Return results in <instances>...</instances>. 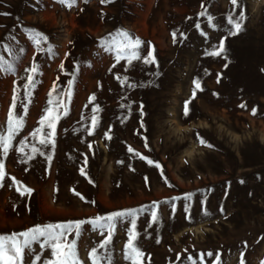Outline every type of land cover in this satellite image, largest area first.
I'll use <instances>...</instances> for the list:
<instances>
[{"label": "rangeland", "instance_id": "374dc122", "mask_svg": "<svg viewBox=\"0 0 264 264\" xmlns=\"http://www.w3.org/2000/svg\"><path fill=\"white\" fill-rule=\"evenodd\" d=\"M242 7L243 31L232 36L227 18L238 9L231 0H0V58L12 66L0 68V134H8L9 112L14 126L23 121L9 153L0 149V236L144 208L135 229L127 219L117 222L107 249L99 248L107 229L85 224L79 238L69 234L78 264H93V247L99 264H133L125 259L128 229L143 252L139 264H188L187 256L209 251L221 254L219 264H241V252L243 264H264V0H243ZM36 32L47 37L39 45ZM121 32L141 41V59L126 49L117 61L115 47L101 43L120 42ZM222 38L224 53L207 55ZM148 53L157 64L144 62ZM33 65L35 83L25 96ZM194 80L201 89L193 99ZM47 108L54 109L50 119L60 118L52 120L54 145L45 146L41 140L53 139L49 120L40 123ZM25 188L32 193L21 195ZM108 250L111 261L99 260ZM32 252L25 258L32 264L57 259L39 243ZM214 260L206 256L205 264Z\"/></svg>", "mask_w": 264, "mask_h": 264}, {"label": "snow or ice", "instance_id": "6c2138e0", "mask_svg": "<svg viewBox=\"0 0 264 264\" xmlns=\"http://www.w3.org/2000/svg\"><path fill=\"white\" fill-rule=\"evenodd\" d=\"M63 2V0H62ZM231 4L234 6V9H238V14L236 16L229 15L227 18V23L229 24V35L235 36L238 35L241 31H243V21L245 20V11L242 7L243 0H231ZM4 15H8L7 13H4ZM200 16H205V12H201L199 14ZM208 20L211 22L212 17L211 15L207 16ZM196 27H199V25H196ZM119 37H121V41L117 42L116 38L114 37L111 41H101L102 44L105 45L106 48L111 50V47L114 46L117 51L116 59L119 61L121 59V54L127 49L131 50V58L139 60L141 57L137 56L135 49L139 48L141 41L139 39L135 40L134 42L129 39V34L127 32H121L117 34ZM177 33H173V37L175 38ZM181 38H183V33L179 34ZM33 39L35 40L36 44L39 45L41 40H46L47 37L41 36L39 32H36L33 34ZM7 50V48H6ZM225 51V40L222 38L219 42L218 48L214 49L213 51L207 53L209 56H221ZM11 54V53H10ZM148 58L144 60L145 63L150 64H157L156 60L152 57V53L147 54ZM158 66V65H157ZM225 67H227V64H225ZM0 68H4L6 71L11 72L12 66L5 65V62L2 58H0ZM30 74L26 77L28 83L24 85L25 88V96L30 95V89L32 88V85L35 83L34 81V75L38 71V66L33 65L30 69H28ZM162 74V73H160ZM219 82V77H218ZM194 89L192 93V98L194 99L196 97V91L201 89V85L199 80H194ZM71 87H72V81H68V93L67 95L71 96ZM64 93H60V96H63ZM15 101V98H14ZM49 104H55L58 109L64 107V103L61 99H57L53 101L52 99L48 100ZM189 103L190 101H186L184 105V114L188 115L190 109H189ZM13 107H16L15 102L13 103ZM141 114L143 115V105L141 104ZM241 108H245V104L240 105ZM27 106H24V110H26ZM54 109L47 108L45 111L49 113V116H44L43 119L40 120V123L43 125L45 120H49L48 127L52 129L51 132L47 133L46 136L53 137V139L50 141L48 139L41 140L40 143L42 145L47 146L49 143H52L54 145V133L56 125L52 123V120H58L60 117L59 115L55 117H51L50 114L53 112ZM98 111V108H93L92 112L93 115L91 117L93 125L98 123L97 116L95 113ZM252 114L256 115V109L253 108ZM67 115V112L64 113ZM23 123L21 120L15 121V126L13 124L12 120V113H8V134L2 135L0 134V149H3V153L7 155L9 153V147L10 142L13 138V136L19 132L20 125ZM141 127L143 128L144 125L141 123ZM37 132L40 131V129L36 130ZM110 131V129H109ZM89 135H92V132L89 131ZM36 133H33V136H35ZM106 139H111V136L108 135V133H105ZM198 140L201 145H206L208 147H212V145L202 137H199L198 134ZM21 144H23V141H20ZM147 143L145 144V147H147ZM89 148H91V145L89 144ZM21 152L23 151V148L20 149ZM33 152L37 151L35 147H33ZM128 151H132L131 148L128 149ZM43 155V153H41ZM139 155V153H137ZM143 159V157H141ZM50 160L51 157H48ZM85 163H87V158L85 157ZM149 164H152L153 161L149 160ZM155 167L159 169L161 166L159 163L155 164ZM4 164L0 163V181L4 180ZM81 174H84V169H80ZM147 177H145V180L147 182ZM167 182V181H166ZM243 183V181H241ZM31 188H25L24 192H21V195H24L25 193H32ZM227 195V194H226ZM192 198L191 194H187L183 197L184 200L190 201ZM173 201L176 199H179L177 197L172 198ZM202 208L205 207L206 202L202 201ZM156 203L153 202L151 205L149 211H150V219L153 223H155L159 217L156 211H151V208H155ZM144 208L140 209H128L124 211H117L112 212L111 214L107 216H101L98 215L93 220H77V221H69L67 223H57V224H46L44 226H36L33 228H29L27 231L19 232V233H13L10 236H0V264H32V261L30 259H25L26 257H30L32 255H35L32 252V245L34 243H39V247L41 249L48 248L50 250V256L51 257H57L56 260L51 259H44L42 261V264H78L76 256H77V239L68 240L69 234H71L73 231L75 232V237L79 238L81 236V229L82 226L85 224L92 225V231L100 230L103 232V230L107 229L108 234L106 238L103 240L102 243L99 244L100 249H107V246L112 242V236L113 232L116 228V224L118 221L123 222L124 220H128V222L132 225V229L136 228V217L137 214L140 212H144ZM183 211L185 213V219L191 220V205L186 203L183 205ZM176 212L175 204H172V210L170 215L174 214ZM220 212H224V207L221 205ZM205 216L210 215L206 210L203 213ZM128 242L126 245V252H125V259L132 260L133 264H139L140 257L143 256V252L140 249L138 244H134V241L137 239L135 233L128 229ZM18 237H23L22 240L18 239ZM41 238H43L41 242ZM159 242V241H157ZM187 251V250H185ZM215 255L214 264H219L220 261V253L216 252L215 254L211 251L207 253H197V257H193L191 255L187 256V262L188 264H205V257H213ZM90 256L93 258V264H99V261L97 259L98 257V251L97 248L93 247L90 252ZM35 260L39 261L41 260V257L39 255L35 256ZM99 260H107L111 261V254L110 250L105 251L104 255L102 257H99ZM177 260H180V254H177ZM241 264H243V252H241Z\"/></svg>", "mask_w": 264, "mask_h": 264}]
</instances>
